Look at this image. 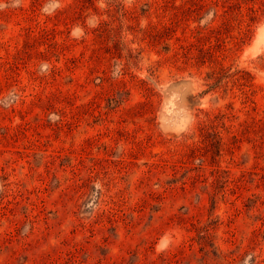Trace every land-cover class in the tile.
<instances>
[{"label":"rangeland","instance_id":"374dc122","mask_svg":"<svg viewBox=\"0 0 264 264\" xmlns=\"http://www.w3.org/2000/svg\"><path fill=\"white\" fill-rule=\"evenodd\" d=\"M0 264H264V0H0Z\"/></svg>","mask_w":264,"mask_h":264}]
</instances>
